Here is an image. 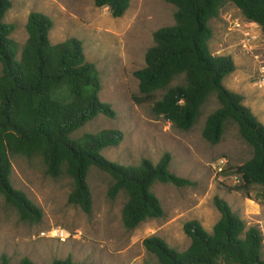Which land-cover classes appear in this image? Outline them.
<instances>
[{
  "label": "trees",
  "instance_id": "trees-1",
  "mask_svg": "<svg viewBox=\"0 0 264 264\" xmlns=\"http://www.w3.org/2000/svg\"><path fill=\"white\" fill-rule=\"evenodd\" d=\"M174 6L175 24L154 34V46L145 58V67L135 75L139 81V102H151L152 113L182 132L191 131L202 116L203 108L216 97L220 108L208 116L204 139L218 145L229 123L239 127L241 137L251 147V160L235 169H223L222 176H239L236 190L251 194L256 189L264 199V124L244 105V97L227 89L225 80L237 70L232 57L215 56L210 47L212 20L227 4L241 11L246 21L264 32V0H163ZM97 8L108 9L122 18L131 0H94ZM13 8L12 0H0V195L17 211L22 222L40 224L42 211L27 195L14 188L12 158L40 157L48 176H67L73 182L71 205L93 214V195L88 183L90 170L109 175L112 184L108 197L116 200L125 194L123 223L134 231L149 220L162 219L165 211L153 192L156 184L186 188L192 182L171 172L172 155L166 153L157 165L143 159L138 166H121L108 161L103 152L116 147L124 134L104 130L72 135L98 116L115 118L116 112L100 101L101 81L94 64L87 61L84 44L71 38L52 44L53 20L32 12L27 22L28 40L20 57L13 39L14 24L5 21ZM175 84V85H174ZM161 93L159 100L156 95ZM221 214L213 232L198 221L186 223L190 247L179 252L162 238L153 236L143 244L158 264H264V237L256 228L235 214L229 203L215 198ZM0 264H10L2 257ZM19 264H35L28 258ZM52 264H76L72 259Z\"/></svg>",
  "mask_w": 264,
  "mask_h": 264
},
{
  "label": "rangeland",
  "instance_id": "rangeland-1",
  "mask_svg": "<svg viewBox=\"0 0 264 264\" xmlns=\"http://www.w3.org/2000/svg\"><path fill=\"white\" fill-rule=\"evenodd\" d=\"M12 2L13 8L5 21L16 26L13 39L18 44L19 57L28 40L29 15L40 12L54 22L50 34L52 44L71 38L80 40L87 61L98 70L100 101L109 104L116 117L100 115L74 133L72 139L104 130L120 131L124 134L123 142L103 152L108 161L129 167L148 159L157 165L164 154L170 153L171 172L191 181L192 185L177 188L171 184H156L153 192L161 201L165 217L149 220L136 230L128 231L123 223L127 197L125 194L116 200L108 197L112 184L109 175L96 168L90 170L88 183L94 207L93 214L88 216L69 202L73 188L71 179L48 176L40 157H13L12 184L42 211L43 219L40 224L22 222L17 211L0 195V262L6 256L10 264H19L25 258L35 264H52L68 258L76 264H158L143 242L157 236L173 249L185 252L191 244L184 231L186 223L198 221L212 233L219 222L221 214L214 202L217 196L229 203L247 228H258L264 237V199L258 200L261 191L256 189L250 195L238 191L232 177L220 175L222 160L227 161L225 168L235 169L253 156L239 127L229 123L216 146L203 137L208 116L220 108L217 98L210 99L189 132L177 130L171 123L155 117L151 102L136 99L140 98V91L135 74L146 65V54L154 46V34L175 24L177 9L174 6L163 0H131L125 16L114 18L108 9L97 8L94 0ZM247 22L239 9L227 4L220 16L210 23L213 30L210 47L215 56L232 57L237 70L224 84L228 90L242 95L244 105L264 124V79L259 73L264 66V32L257 24L249 26L254 37L253 54H243L244 37L235 25ZM2 70L0 63V75ZM161 96L157 94L155 100ZM57 227L70 232L71 238L62 242L41 236Z\"/></svg>",
  "mask_w": 264,
  "mask_h": 264
},
{
  "label": "built area",
  "instance_id": "built-area-1",
  "mask_svg": "<svg viewBox=\"0 0 264 264\" xmlns=\"http://www.w3.org/2000/svg\"><path fill=\"white\" fill-rule=\"evenodd\" d=\"M248 24L242 25L240 23H237L235 25V28L238 29V31L241 32V35L244 37L243 39V45H242V53L246 55H252L253 54V49L251 48V42L254 40L253 34L251 32V29L249 26L255 24L252 22H247ZM258 58V57H257ZM259 73L261 74L260 77L264 79V66H261V69H259ZM225 160H222L220 163V172L225 169L226 166ZM233 180L238 184L240 183V177L239 176H234ZM42 237L51 239V240H57V241H62L65 242L71 238V233L68 232L67 230L63 228H53L45 233H42Z\"/></svg>",
  "mask_w": 264,
  "mask_h": 264
}]
</instances>
